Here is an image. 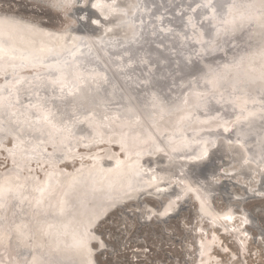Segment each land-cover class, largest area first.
Wrapping results in <instances>:
<instances>
[{
  "label": "bare ground",
  "instance_id": "6f19581e",
  "mask_svg": "<svg viewBox=\"0 0 264 264\" xmlns=\"http://www.w3.org/2000/svg\"><path fill=\"white\" fill-rule=\"evenodd\" d=\"M50 1L66 27L0 12V139H13L2 152L10 165L0 169V264H95L97 222L141 195H167L175 182H158L153 171L144 178L131 158L112 169L106 149L63 174L58 163L80 145L122 138L154 163L163 158L162 174L184 165L180 157L206 160L216 149L234 163L222 175L263 177L264 0ZM84 9L92 34L74 28ZM31 67L39 70L23 73ZM35 162L44 177L27 169L20 178L21 166ZM176 189L163 214L189 194L201 217L227 233L235 226L230 234L245 249L249 215L231 204L215 209L186 180ZM11 201L20 216L8 211ZM210 239L196 244L198 264H221L207 259Z\"/></svg>",
  "mask_w": 264,
  "mask_h": 264
},
{
  "label": "rangeland",
  "instance_id": "374dc122",
  "mask_svg": "<svg viewBox=\"0 0 264 264\" xmlns=\"http://www.w3.org/2000/svg\"><path fill=\"white\" fill-rule=\"evenodd\" d=\"M55 8L58 7L53 6L50 0H0L1 13L18 14L17 16L19 17L23 16L24 19L32 20L51 28L66 27L68 25V17L62 12H58ZM85 23H76L74 28H80V34H92L94 30ZM37 70L39 69L31 67L24 70L23 73L30 74ZM0 81H2L1 75ZM44 110L43 115L52 113L48 112V109H40L41 112ZM44 117L41 115L40 119ZM9 140L11 143L13 139L10 137L0 139L1 170L5 169L9 164L5 161L2 153L3 149L9 145ZM124 141V139L119 138L117 141H112L111 143L108 141H97L89 144L87 147L83 145L74 147V157L59 162L58 169L60 168L64 174L87 167L92 158L103 157L104 149L108 150L111 155L109 159H106V162H110L107 165L112 169L119 167V163L117 162H121L122 158H125V160L131 158V161H135L141 165L144 171V178L153 171L158 176H161L158 182L168 181L172 177L179 184L186 180L195 187L203 188L202 190L208 194L210 198L209 202L215 209L223 210L231 204L232 211L244 212V214L249 215L251 220L250 226L247 227L249 238L247 239L248 242L246 241L245 249H238L234 238L230 234L235 231V226L228 227L230 233H227L220 228L219 224H212L210 218L201 217L197 213L195 199L189 194H185L184 198H181L182 200H180L179 204L171 209V213L166 212L163 214L161 207L167 202V195L174 194L176 191L178 192L176 187L179 184L174 186L176 184L174 182V184H168V193L164 195L165 197L154 198L148 194L141 195L135 201L130 200L126 205L123 204L113 210L111 209L106 216L97 222L93 229L100 239L99 241L90 242L95 264H198L199 260L196 259V244H198L199 240L211 241L210 238L212 237H215L216 242L206 252L207 259L221 264H264V175L262 178L248 179H243V175H237L236 178H231L230 175L227 177L226 175H222L229 172L227 169H230L229 167H232L234 163L231 162V158L226 153L219 152L216 149L211 151L213 154L210 153L209 159L207 158L206 160L193 156L180 157L177 160L178 164L180 165L182 162L184 165H180V167L175 166L169 174H162L159 168L162 166L161 160L163 161V158L160 159V163H154L152 155L146 154L147 157L140 156L135 149L132 150L125 147ZM50 148L48 146L47 150ZM142 157H144V160ZM145 157H149L146 160L152 162L147 164ZM227 162L229 163L227 164ZM27 164L21 166L20 170L23 173L21 172L22 176L20 178L28 176L27 169H29V175L34 179L36 178V181L44 177V171H41L37 167L36 162L31 163L29 166ZM120 164L124 165V162ZM194 164L199 165L194 166ZM49 169L48 165L45 171ZM182 172L185 174L184 176ZM186 175H189L188 179H186ZM258 179H261L262 182ZM232 181H237L242 186L245 185L244 183L246 185L249 183L250 185L244 191L241 189L243 188L241 186V188L233 186ZM138 204L141 205L139 206ZM8 207V211L14 212L18 216L21 215V210L14 211L13 201H11V205ZM148 209L149 213L146 212Z\"/></svg>",
  "mask_w": 264,
  "mask_h": 264
},
{
  "label": "water",
  "instance_id": "95a60500",
  "mask_svg": "<svg viewBox=\"0 0 264 264\" xmlns=\"http://www.w3.org/2000/svg\"><path fill=\"white\" fill-rule=\"evenodd\" d=\"M206 6V5H205ZM205 8H207V6L205 7ZM81 10V9H80ZM208 11H209V14L211 15L212 14V12H211V10L208 8ZM83 12H86V14H87V16H86V19H81V21H78V23H80V22H86L87 23V20H89L90 21V12H88V10H86V9H84L83 10ZM204 21H207V20H204ZM211 21V20H210ZM221 55H223V54H221ZM224 56V55H223ZM197 61V60H196ZM219 127V126H218ZM230 135H232L231 133H230ZM233 182V186H239L240 187V184L237 182V181H232ZM241 188V187H240ZM241 189H243V190H245V188H241ZM249 192V191H248ZM250 193V192H249ZM152 216V215H151Z\"/></svg>",
  "mask_w": 264,
  "mask_h": 264
},
{
  "label": "snow or ice",
  "instance_id": "6c2138e0",
  "mask_svg": "<svg viewBox=\"0 0 264 264\" xmlns=\"http://www.w3.org/2000/svg\"><path fill=\"white\" fill-rule=\"evenodd\" d=\"M97 5H93V7H96ZM225 131H227V129H225ZM101 246H103V245H101Z\"/></svg>",
  "mask_w": 264,
  "mask_h": 264
}]
</instances>
